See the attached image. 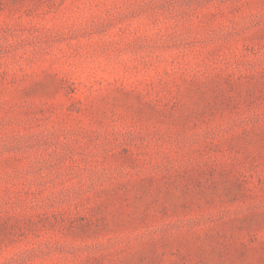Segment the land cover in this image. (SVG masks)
I'll return each instance as SVG.
<instances>
[{
  "label": "rangeland",
  "instance_id": "374dc122",
  "mask_svg": "<svg viewBox=\"0 0 264 264\" xmlns=\"http://www.w3.org/2000/svg\"><path fill=\"white\" fill-rule=\"evenodd\" d=\"M0 264H264V0H0Z\"/></svg>",
  "mask_w": 264,
  "mask_h": 264
}]
</instances>
